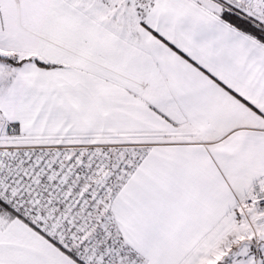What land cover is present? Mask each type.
Instances as JSON below:
<instances>
[{
  "label": "snow or ice",
  "instance_id": "1",
  "mask_svg": "<svg viewBox=\"0 0 264 264\" xmlns=\"http://www.w3.org/2000/svg\"><path fill=\"white\" fill-rule=\"evenodd\" d=\"M0 264H264V0H0Z\"/></svg>",
  "mask_w": 264,
  "mask_h": 264
}]
</instances>
